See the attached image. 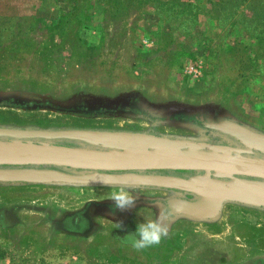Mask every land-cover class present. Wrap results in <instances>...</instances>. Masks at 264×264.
Segmentation results:
<instances>
[{
	"label": "rangeland",
	"instance_id": "374dc122",
	"mask_svg": "<svg viewBox=\"0 0 264 264\" xmlns=\"http://www.w3.org/2000/svg\"><path fill=\"white\" fill-rule=\"evenodd\" d=\"M21 70L57 85L223 100L264 130V0H0V71ZM109 192L1 189L0 264H261L248 259L256 243L243 235L264 239V217L241 210L227 208L219 234L182 226L174 249L147 256L107 237L91 241L78 225L65 237L47 219L50 210L79 215Z\"/></svg>",
	"mask_w": 264,
	"mask_h": 264
},
{
	"label": "flooded vegetation",
	"instance_id": "af4514ba",
	"mask_svg": "<svg viewBox=\"0 0 264 264\" xmlns=\"http://www.w3.org/2000/svg\"><path fill=\"white\" fill-rule=\"evenodd\" d=\"M1 72L0 126L3 127L134 135L144 139L168 140L184 150H205L213 154H233L240 155L241 158L264 159V130L239 115L223 100L198 103L180 98L161 97L144 88L131 85L117 88L96 87L82 83L57 85L43 81L24 70L18 73ZM158 173L183 179L199 175V172L195 171ZM251 180L258 179L251 178ZM120 187L133 193L136 197L135 207L125 211H115L112 208V201L102 200L87 203L82 210L77 211L79 215L74 217L71 215L76 214V210L74 213L72 212L74 210H71L70 215L65 211L67 216L65 219H63L64 214H60L64 217L56 218L57 215L53 216L54 212L50 210L48 212L50 218L47 219L59 223L64 228L59 234H65V237L71 234L75 225H78L79 231L76 232L75 229L74 232L87 236L91 241L107 237L119 247L147 256L174 249L172 246L175 244V236L182 226L202 225L210 232L219 234L228 209L264 217V207L239 203L225 204L221 213L213 220H196L188 216L176 217L168 209L170 201L180 199L194 203L198 197L176 189H149L145 186L137 187L129 184ZM82 189L111 190L112 188ZM49 202L50 205L57 204L60 208L66 209V206L57 200ZM162 213L167 217L165 223L168 224V235L158 245L139 250L133 248L127 235L135 232L136 224L146 219H155ZM66 221L68 227L64 226ZM252 230L256 233L258 229ZM243 238L256 243L251 249L252 254H247L248 259H253L256 255L260 256L262 264L264 239L259 234L249 237L243 235ZM250 264H258V262H250Z\"/></svg>",
	"mask_w": 264,
	"mask_h": 264
},
{
	"label": "water",
	"instance_id": "95a60500",
	"mask_svg": "<svg viewBox=\"0 0 264 264\" xmlns=\"http://www.w3.org/2000/svg\"><path fill=\"white\" fill-rule=\"evenodd\" d=\"M176 145L116 133L0 126V189L128 184L176 189L194 194L198 200L170 201V213L196 220L215 219L228 203L264 207V159L184 150ZM160 171H195L199 175L183 179L160 175Z\"/></svg>",
	"mask_w": 264,
	"mask_h": 264
},
{
	"label": "clouds",
	"instance_id": "9594fccd",
	"mask_svg": "<svg viewBox=\"0 0 264 264\" xmlns=\"http://www.w3.org/2000/svg\"><path fill=\"white\" fill-rule=\"evenodd\" d=\"M108 198L113 202L112 208L117 211H125L135 207L136 197L131 191L123 187L112 188ZM167 217L162 213L155 219H146L138 222L135 232L127 235L133 248L139 250L158 245L168 235ZM122 227V225H119Z\"/></svg>",
	"mask_w": 264,
	"mask_h": 264
}]
</instances>
